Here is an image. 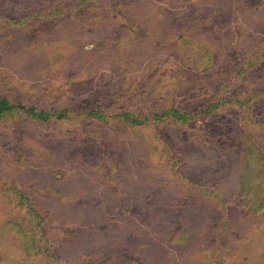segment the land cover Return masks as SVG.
Segmentation results:
<instances>
[{"label": "rangeland", "instance_id": "rangeland-1", "mask_svg": "<svg viewBox=\"0 0 264 264\" xmlns=\"http://www.w3.org/2000/svg\"><path fill=\"white\" fill-rule=\"evenodd\" d=\"M0 102V264H264V0H0Z\"/></svg>", "mask_w": 264, "mask_h": 264}, {"label": "trees", "instance_id": "trees-1", "mask_svg": "<svg viewBox=\"0 0 264 264\" xmlns=\"http://www.w3.org/2000/svg\"><path fill=\"white\" fill-rule=\"evenodd\" d=\"M21 110H26L24 107H19ZM9 108L4 105V102H0V114L8 110Z\"/></svg>", "mask_w": 264, "mask_h": 264}]
</instances>
